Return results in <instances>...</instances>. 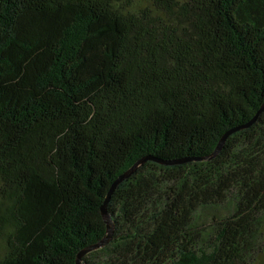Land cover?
<instances>
[{
  "label": "trees",
  "instance_id": "1",
  "mask_svg": "<svg viewBox=\"0 0 264 264\" xmlns=\"http://www.w3.org/2000/svg\"><path fill=\"white\" fill-rule=\"evenodd\" d=\"M264 0H0V264H264ZM233 131L218 154L220 138Z\"/></svg>",
  "mask_w": 264,
  "mask_h": 264
},
{
  "label": "water",
  "instance_id": "2",
  "mask_svg": "<svg viewBox=\"0 0 264 264\" xmlns=\"http://www.w3.org/2000/svg\"><path fill=\"white\" fill-rule=\"evenodd\" d=\"M264 109V104L261 106V108L259 109V111L256 113V115L254 116V118L249 122L247 123L246 125L242 126L243 128H246L248 126H250L256 119V117L260 114V112ZM235 130H231V131H228L226 132L219 140L216 148L214 149V151L212 152L211 155H209L207 157V159H212L213 157H215L218 152L220 151L221 147L223 146L226 138ZM147 160H151V161H154L156 163H159L161 165H169V164H172V163H169V162H165V161H161L159 159H156V158H152V157H145V158H142L140 160H138L134 165H132L128 170H126L123 174L119 175L114 181L113 183L111 184L108 192H107V195L103 201V204L101 205L100 207V213H101V217H102V220L106 226V235L103 239H101L98 243L94 244V245H91L87 248H85L83 251H81L78 255H77V260H76V264H81L82 263V257L91 252V251H94L96 249H100L102 248L103 246H105L108 241L110 240V238L112 237V234H113V230H114V225L111 221V218L107 212V206H108V203H109V200H110V197L111 195L113 194V192L115 191L116 187L122 183L124 180H126L128 177H130L142 164H144Z\"/></svg>",
  "mask_w": 264,
  "mask_h": 264
}]
</instances>
